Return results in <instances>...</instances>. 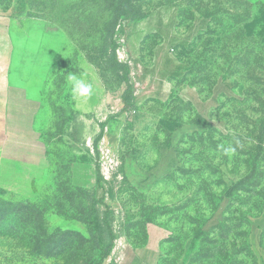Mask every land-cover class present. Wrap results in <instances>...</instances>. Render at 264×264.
Instances as JSON below:
<instances>
[{"label": "rangeland", "instance_id": "rangeland-1", "mask_svg": "<svg viewBox=\"0 0 264 264\" xmlns=\"http://www.w3.org/2000/svg\"><path fill=\"white\" fill-rule=\"evenodd\" d=\"M119 2L0 0V83L37 108L6 127L0 117V264H95L97 224L83 222L98 213L114 236L102 264L149 242L157 264H264V0L131 1L140 20L170 7L198 27L184 78L155 91L128 22L117 39L134 63L131 93L112 57ZM70 75L92 94L74 98Z\"/></svg>", "mask_w": 264, "mask_h": 264}, {"label": "crops", "instance_id": "crops-1", "mask_svg": "<svg viewBox=\"0 0 264 264\" xmlns=\"http://www.w3.org/2000/svg\"><path fill=\"white\" fill-rule=\"evenodd\" d=\"M153 13L135 22L130 32H128V45L138 67H141L140 64L146 67L145 70L141 71L140 75L142 82L147 85L148 89L158 91L155 85L156 80H158L172 85L169 88L170 91L185 76L186 66L180 60V56L185 47L191 42L198 27L196 22L185 23L179 11H175L174 8H163ZM170 25L173 30L170 29ZM167 30L169 31L167 32ZM134 38H139L140 41L137 48L135 47ZM167 47H171L176 54L174 56L170 53L165 54L164 51ZM148 67L156 68L155 72L149 70ZM0 87V91L4 92L0 93V117L5 127L6 124L20 121L21 115L28 117L36 115L37 108L35 105L32 107L30 104L27 109L22 110L21 107L13 103L15 96L11 93L12 84L0 83ZM182 89L184 90L185 88H176L180 93L183 91ZM218 91H224V87L219 88ZM181 96L190 102H202L206 103V107L209 106L207 105L209 103L207 99L209 98L201 94L196 95L189 91ZM210 98H213V95ZM7 133L13 138L14 147L16 144L19 146L20 142H16V137L19 138V136L12 132ZM16 161L19 164L21 163V160L19 158L16 160L15 156L8 157L6 160L9 167L13 164V168H15ZM156 246L154 243L151 244L149 242L141 250H136V252L130 250L131 246L125 247L121 255V262L122 264H157L158 249H156Z\"/></svg>", "mask_w": 264, "mask_h": 264}, {"label": "trees", "instance_id": "trees-1", "mask_svg": "<svg viewBox=\"0 0 264 264\" xmlns=\"http://www.w3.org/2000/svg\"><path fill=\"white\" fill-rule=\"evenodd\" d=\"M131 1H133V0H120L119 6L117 9L118 24L123 22V21H127L130 23H132L133 20H134V23L140 21L139 18H136L137 13L130 8V2ZM143 18H145V16H142L141 19H143ZM118 24H117V26H118ZM117 26H116V28H117ZM114 38H115V36H114ZM117 48H118V43L115 39L114 51H113L112 57L119 65L122 66V68H123V81L125 82V84L128 87L127 92L131 93V89L133 88L131 78H130L131 69H130L129 65L119 62V60L117 58V54H116ZM82 136H83V124H77L76 123L73 126V132L71 133V137L75 143H80L82 140ZM99 140H100V138H97L95 141L96 149H97V143L99 142ZM97 151H98V149H97ZM83 223L85 225H87V227L90 230H92L95 223L97 224V228L95 229V238L97 239V241L99 243L101 257L98 261L95 262V264H102L103 261L110 255V252H111V249L113 246L114 236L112 234L111 226L105 220V218L100 217L99 213L96 214V219L94 222H92L90 220H86Z\"/></svg>", "mask_w": 264, "mask_h": 264}, {"label": "built area", "instance_id": "built-area-1", "mask_svg": "<svg viewBox=\"0 0 264 264\" xmlns=\"http://www.w3.org/2000/svg\"><path fill=\"white\" fill-rule=\"evenodd\" d=\"M127 23H128L127 21H123V22L119 23L117 28H116L117 33L115 34V39L118 43V48L116 50V54H117V58H118L119 62L129 65V67L131 69L130 78H133L136 75V73L133 70V66H134L133 60L128 55L126 47H125V43H126L125 35L123 33H120L121 37L119 40L117 39V36H118L120 30L124 31ZM139 71H141L140 68H139ZM135 88H136L135 95H139V90L142 89V86L137 83Z\"/></svg>", "mask_w": 264, "mask_h": 264}, {"label": "clouds", "instance_id": "clouds-1", "mask_svg": "<svg viewBox=\"0 0 264 264\" xmlns=\"http://www.w3.org/2000/svg\"><path fill=\"white\" fill-rule=\"evenodd\" d=\"M68 81L71 84L74 98H87L93 92V84L88 82L86 77L70 75Z\"/></svg>", "mask_w": 264, "mask_h": 264}]
</instances>
